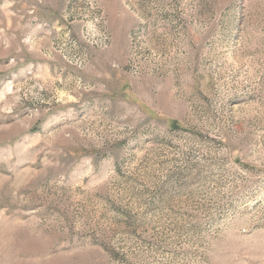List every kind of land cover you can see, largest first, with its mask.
<instances>
[{
	"label": "rangeland",
	"instance_id": "rangeland-1",
	"mask_svg": "<svg viewBox=\"0 0 264 264\" xmlns=\"http://www.w3.org/2000/svg\"><path fill=\"white\" fill-rule=\"evenodd\" d=\"M0 264H264V0H0Z\"/></svg>",
	"mask_w": 264,
	"mask_h": 264
}]
</instances>
